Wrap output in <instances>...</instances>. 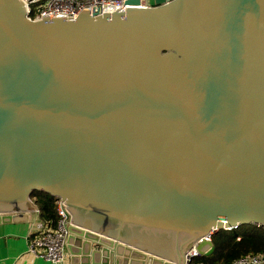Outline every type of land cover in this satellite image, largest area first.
<instances>
[{
  "label": "water",
  "instance_id": "water-1",
  "mask_svg": "<svg viewBox=\"0 0 264 264\" xmlns=\"http://www.w3.org/2000/svg\"><path fill=\"white\" fill-rule=\"evenodd\" d=\"M25 3L0 0V225L63 199L69 264H185L264 227V0Z\"/></svg>",
  "mask_w": 264,
  "mask_h": 264
},
{
  "label": "built area",
  "instance_id": "built-area-1",
  "mask_svg": "<svg viewBox=\"0 0 264 264\" xmlns=\"http://www.w3.org/2000/svg\"><path fill=\"white\" fill-rule=\"evenodd\" d=\"M146 1L148 2V0H140V2ZM126 3L127 0H26L24 5L30 19L40 20L49 17L75 18L85 8L93 12L99 7V15H101L105 11H117ZM139 8H145V6L139 5ZM125 9H129V5H125ZM35 208L29 211L32 218L26 236L28 238V252L53 264L67 263L69 259L67 238L69 226L73 223L68 204L63 199H56L59 215L56 223L53 220L44 219L39 207L36 205ZM207 238L212 239V236H207ZM202 240L197 241L188 250L185 264H205L195 260L202 256L197 250V246ZM229 264H264V252L241 255L234 258Z\"/></svg>",
  "mask_w": 264,
  "mask_h": 264
},
{
  "label": "trees",
  "instance_id": "trees-1",
  "mask_svg": "<svg viewBox=\"0 0 264 264\" xmlns=\"http://www.w3.org/2000/svg\"><path fill=\"white\" fill-rule=\"evenodd\" d=\"M39 207L42 217L53 220L59 219L56 208V198L44 191H34L31 195ZM212 240L215 251L209 255L197 257L196 261L205 264H229L234 258L248 253L264 252V228L257 224H244L237 228L217 231Z\"/></svg>",
  "mask_w": 264,
  "mask_h": 264
},
{
  "label": "crops",
  "instance_id": "crops-1",
  "mask_svg": "<svg viewBox=\"0 0 264 264\" xmlns=\"http://www.w3.org/2000/svg\"><path fill=\"white\" fill-rule=\"evenodd\" d=\"M30 226V221L0 225V264H53L28 252Z\"/></svg>",
  "mask_w": 264,
  "mask_h": 264
}]
</instances>
